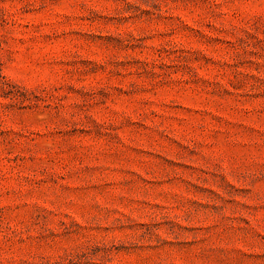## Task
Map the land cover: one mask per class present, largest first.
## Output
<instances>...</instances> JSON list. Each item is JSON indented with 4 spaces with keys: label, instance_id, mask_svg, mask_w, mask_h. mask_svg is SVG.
<instances>
[{
    "label": "rangeland",
    "instance_id": "1",
    "mask_svg": "<svg viewBox=\"0 0 264 264\" xmlns=\"http://www.w3.org/2000/svg\"><path fill=\"white\" fill-rule=\"evenodd\" d=\"M0 264H264V0H0Z\"/></svg>",
    "mask_w": 264,
    "mask_h": 264
}]
</instances>
